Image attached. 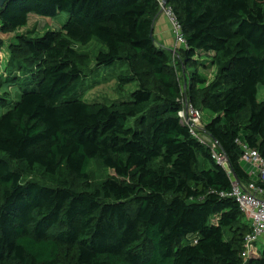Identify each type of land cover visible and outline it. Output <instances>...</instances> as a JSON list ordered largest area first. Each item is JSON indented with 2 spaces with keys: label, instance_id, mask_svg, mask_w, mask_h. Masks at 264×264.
<instances>
[{
  "label": "trees",
  "instance_id": "16d2710c",
  "mask_svg": "<svg viewBox=\"0 0 264 264\" xmlns=\"http://www.w3.org/2000/svg\"><path fill=\"white\" fill-rule=\"evenodd\" d=\"M165 8L184 41L170 52L152 35L159 0L0 9V52L2 35L16 33L0 70V264H264L230 195L233 177L264 187L241 159V143L264 158V0ZM60 12L69 17L59 30L18 32L30 14ZM93 40L106 47L95 65L77 49ZM101 69L122 92L135 83L131 98L86 100L84 82ZM184 94L210 112L205 131L232 177L181 122Z\"/></svg>",
  "mask_w": 264,
  "mask_h": 264
},
{
  "label": "rangeland",
  "instance_id": "374dc122",
  "mask_svg": "<svg viewBox=\"0 0 264 264\" xmlns=\"http://www.w3.org/2000/svg\"><path fill=\"white\" fill-rule=\"evenodd\" d=\"M161 4V14L157 18L156 27H155V39L158 45H167V35H175L176 33L174 27L172 26V22L169 19L167 11L164 9L163 0H160ZM69 15L67 12H60L55 17L42 16L37 14H30V20L25 27H22L18 32H32L34 36L43 35L44 32L48 30H59L66 23ZM168 18L172 28L169 29L165 26L161 19ZM167 28V29H166ZM6 44L5 47L1 50L2 63L0 65V70L2 71L7 65L9 52L8 45L11 42L16 40V33L9 35H2ZM167 48V47H166ZM77 49L82 52L89 53L92 56V64L95 65V55L99 53L101 50H105L106 47L102 45L99 41L93 40L87 45H77ZM170 52L172 49H166ZM192 67L187 66L186 69V77L189 78V74ZM203 73L208 77V79H212L215 75V69L208 67L203 70ZM183 74V73H182ZM108 76L107 70L101 69L96 70V72H92L85 80L84 86L82 88L83 97L88 101H98V102H112L119 99H130L133 90L136 88V84H129L125 87V90L122 92L118 89L116 85V80H107L105 79ZM109 77V76H108ZM184 80V76L182 77ZM21 93V91H19ZM258 100H264V86L260 85L258 92ZM5 111V108L0 107V112ZM211 117V114L208 110L202 111V122L205 124ZM95 171L104 178V172L99 166H95Z\"/></svg>",
  "mask_w": 264,
  "mask_h": 264
},
{
  "label": "built area",
  "instance_id": "2783aa9c",
  "mask_svg": "<svg viewBox=\"0 0 264 264\" xmlns=\"http://www.w3.org/2000/svg\"><path fill=\"white\" fill-rule=\"evenodd\" d=\"M164 9L167 11L174 27L177 42L183 43L179 26L171 11L166 9L165 6ZM180 102L182 103V108L178 111V116L181 122L189 127L194 137L212 149L213 157L219 164L225 166L228 175L232 177L226 156L217 151L219 148L218 143L205 131L202 122V111L194 107L185 94L180 99ZM241 147L243 150L241 159L252 166V173L264 183V158L258 150L251 148L246 143H241ZM232 186L233 190L230 195L235 197L245 218L252 226V233L246 238V247L248 249L252 243H256L264 235V187L258 186L256 183L244 185L234 177L232 178Z\"/></svg>",
  "mask_w": 264,
  "mask_h": 264
},
{
  "label": "crops",
  "instance_id": "0c3cea01",
  "mask_svg": "<svg viewBox=\"0 0 264 264\" xmlns=\"http://www.w3.org/2000/svg\"><path fill=\"white\" fill-rule=\"evenodd\" d=\"M161 14V12L159 13V15ZM161 21H162V23L165 25V26H167V28L169 29L170 27L172 28V26H171V24H170V21L168 20V18H164L163 20L161 19ZM156 22H157V19H156V21H155V24H154V35H155V27H156ZM166 28V29H167ZM155 37V36H154ZM167 39V45L165 46V45H159V46H161V47H163L164 49H168V48H171L172 49V51H174L175 49H178V48H182L181 46L183 45V44H181V43H178L177 42V40H176V38H175V35L173 34V36L172 35H167V37H166ZM156 40V39H155ZM156 43H157V41H156ZM158 44V43H157ZM167 47V48H166ZM257 244L260 246V247H264V235H262L259 239H258V241H257Z\"/></svg>",
  "mask_w": 264,
  "mask_h": 264
},
{
  "label": "water",
  "instance_id": "95a60500",
  "mask_svg": "<svg viewBox=\"0 0 264 264\" xmlns=\"http://www.w3.org/2000/svg\"><path fill=\"white\" fill-rule=\"evenodd\" d=\"M10 0H0V9L5 6ZM167 0H164V6L166 5ZM152 35L154 36V29L152 30ZM186 88V85H184Z\"/></svg>",
  "mask_w": 264,
  "mask_h": 264
}]
</instances>
